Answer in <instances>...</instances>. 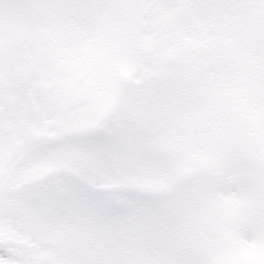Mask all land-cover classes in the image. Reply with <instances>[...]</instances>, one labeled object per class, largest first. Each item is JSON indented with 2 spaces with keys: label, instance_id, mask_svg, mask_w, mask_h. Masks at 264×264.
<instances>
[{
  "label": "snow or ice",
  "instance_id": "snow-or-ice-1",
  "mask_svg": "<svg viewBox=\"0 0 264 264\" xmlns=\"http://www.w3.org/2000/svg\"><path fill=\"white\" fill-rule=\"evenodd\" d=\"M0 264H264V0H0Z\"/></svg>",
  "mask_w": 264,
  "mask_h": 264
}]
</instances>
